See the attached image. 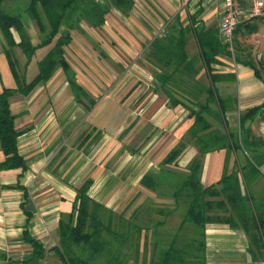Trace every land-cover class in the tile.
<instances>
[{
	"label": "crops",
	"instance_id": "crops-1",
	"mask_svg": "<svg viewBox=\"0 0 264 264\" xmlns=\"http://www.w3.org/2000/svg\"><path fill=\"white\" fill-rule=\"evenodd\" d=\"M240 3L245 6L244 0ZM221 5L222 0H132L127 11L111 6L100 25L86 19L62 23L60 28L67 29L69 41L61 49L56 37L42 43L33 19L26 24L22 21L26 44H20L14 28L10 37L0 29V91L5 87L21 90L12 93L9 105L14 125L21 131L17 147L24 161V168L0 169V264H41L42 257L34 254L26 237L39 242L44 251L54 249L60 239L58 221L67 219L76 191L87 179L91 180L87 194L99 205L98 217L101 221L105 216L107 225H114L119 217L133 219L137 225L143 205H168L165 216L159 218L163 220L156 223H165V227L170 222L171 226L179 209H173L174 198L158 195L141 178L150 173L156 182L172 186V173L187 172L198 151L193 141L187 142L177 165L162 164L186 140L193 120L185 106L171 105L160 89L157 74L171 73L172 66H162L149 54L156 39L186 29L184 49L188 57H195V77L206 84L210 70L229 75L214 83L220 96L230 98L227 126L240 129L239 113L258 107L244 129L264 140V79L248 64L262 61L256 46L264 42V32L260 37L256 30L263 29L264 11L240 20L234 36L239 60L218 55V61L206 67L198 57L194 32L213 30L221 40ZM50 55L54 64L44 73L41 64ZM42 72L43 79H37ZM27 85H31L28 90ZM4 157L0 148V161ZM240 162L245 164L242 156L227 149L205 153L201 183H216L224 172L241 168ZM261 179V174L249 176L248 188L254 203L264 205ZM182 217L164 242V250ZM261 234L259 246L264 252V230ZM203 240L205 264L253 263L250 241L242 228L206 223ZM148 244L157 257L156 244ZM122 246L115 242L114 248L102 251L118 253ZM145 247L138 242L133 258L125 263L142 262ZM255 264H264V259Z\"/></svg>",
	"mask_w": 264,
	"mask_h": 264
},
{
	"label": "trees",
	"instance_id": "trees-1",
	"mask_svg": "<svg viewBox=\"0 0 264 264\" xmlns=\"http://www.w3.org/2000/svg\"><path fill=\"white\" fill-rule=\"evenodd\" d=\"M3 1L0 0V6ZM111 6L127 11L132 6V0H103L102 3L96 0H30L26 10L42 34V43L56 37V45L61 49V46L69 41L67 29L60 28L62 23L72 19H86L95 25H100ZM11 28L19 33L20 44H26L27 36L20 15L6 13L0 9V29L5 37H10ZM186 32V29H180L176 35L156 39L149 53L162 66L167 68L172 66L171 73L157 74L158 84L169 103L185 106L188 116L193 120L187 131L188 140L181 141L173 148L163 159L162 164L176 163L189 141H193L198 151L189 163L183 180L172 194L173 198L179 201L177 198L180 193L186 192V209L180 227L167 243V248L159 252L157 257L154 254L155 258L151 264H205L204 227L206 223L211 222L242 228L249 238V251L253 257L252 264H255L256 260L264 259V252L259 246L262 242L261 233L264 230V205L254 203L248 188V179L249 176L253 178L260 174V161H264V140L250 135V132L244 129V124L255 115L258 107L239 113V149L245 154V164L239 169L224 172L216 183L204 186L199 175L203 155L215 149L229 151V147L236 148L225 120V111L230 98L220 96L214 87L216 81L226 79L229 75L212 73L210 70L206 84L196 78L194 74L198 70L194 67L195 57H188L184 49L187 42ZM194 35L198 44V57L206 67H209L210 63L217 62L218 55L232 57L230 50L217 38L213 30L195 31ZM236 52L234 43L235 62L239 60ZM53 64L50 55L41 64L44 73H47ZM248 64H251L258 77L264 79L261 60L258 63L248 61ZM43 77L42 72L37 79ZM30 87L31 85H27L26 89ZM16 90L21 91L9 87L0 91V148L5 156L0 161V169L24 168V161L17 147V138L21 131L14 125V115L9 105V97ZM192 105H197L198 108H193ZM205 114L215 116L221 127H214L206 119ZM258 148H263V151L258 152ZM228 158L229 156L226 161ZM90 182L91 180L87 179L78 187L67 219L60 218L58 221L60 239L54 249L55 254L64 264H93L72 254L68 248L69 243L91 246L93 254L97 253L101 245L97 237L102 224L97 217V211L89 209L90 204L95 208L99 207L87 194ZM154 182L156 180L150 173L144 174L141 178V183L152 189ZM26 239L34 248V254L43 257L44 249L41 244L29 237ZM255 246L257 250H254ZM118 257L117 254H112L104 263L98 264H125ZM135 264L146 263L136 261Z\"/></svg>",
	"mask_w": 264,
	"mask_h": 264
},
{
	"label": "rangeland",
	"instance_id": "rangeland-1",
	"mask_svg": "<svg viewBox=\"0 0 264 264\" xmlns=\"http://www.w3.org/2000/svg\"><path fill=\"white\" fill-rule=\"evenodd\" d=\"M30 0H4L0 6V9L6 13H10V14H18L20 15L22 21L24 24L30 22H34L28 15V12L26 10L27 5L29 3ZM260 21H258L259 23ZM262 23L264 24V20L262 21ZM258 32V33H257ZM264 32V25H263V29L262 30H256V33L258 34V36L262 37L261 34ZM241 35L242 33H238L237 35V39H241ZM256 50L259 52V56L262 55V63H263V68H262V73L264 74V42L262 41L261 43L257 44L256 46ZM2 77L3 80L6 78V75L2 72ZM235 102V99H233ZM213 106V105H212ZM193 108H198L197 105H192ZM213 108H215L213 106ZM206 119L213 125L217 124L218 122L215 119V116L213 115H208L205 114ZM219 124V123H218ZM220 125V124H219ZM224 128V127H223ZM229 132L232 135V140L234 142V144H236V148L233 149L232 147H229V152H233L238 155V158L240 156H242V158L245 161V154L244 152L239 149V133H240V129L237 127L235 129H232L230 127H228ZM186 140H188L186 138ZM191 141H189L188 143H190ZM233 155V154H232ZM261 165L260 167L263 166L264 168V161H260ZM178 162L176 161V163L171 164V165H177ZM241 164V162H240ZM239 164V165H240ZM170 165V164H169ZM243 164H241L242 166ZM261 168V176L262 179L260 181V183L262 184L261 190L264 193V169ZM186 172L180 173L179 171H174L172 173V186H168L167 184L164 183H160V182H154V188L155 191H157L158 195L165 197V196H171L173 197V193L176 191L177 186L179 185V183H181V181L183 180V175H185ZM259 174V175H260ZM176 184V187H175ZM164 185H166L167 187L164 188ZM179 199V201H176L175 198V203H173V209L175 210L176 208L179 207L178 211L173 214V219H172V224L171 226L169 225L170 222L164 227L163 224H160V222L158 221L156 223L157 220H163V219H159L163 216H165V210L167 209L166 207H169L168 205H164V206H158L157 207H152L150 205H143L142 209L140 210V216H141V222L140 224L139 221L138 223L136 222V224L138 225H134L132 220L133 219H129L127 220V218H116L115 219V223L114 225H107L109 223H107L106 217L104 216L102 218V220L100 221V223L102 224V226L99 228L100 234L97 237V239L100 242V247L97 250V254L93 255L92 253V247L91 246H86L83 243L80 244H75V243H69V249L71 251L72 254H74L77 257L83 258L85 260H88L89 262L93 263V264H98V263H104L109 256H111L112 254L115 255L117 254V256H119L118 258L121 260L122 263H124L126 260L128 259H132L134 256V250L138 245V242L141 243L142 241V246L146 244L145 247V252L142 253V261L145 262L146 264H151V261L154 257L153 252L149 251V244L148 241L150 242L151 246H153L154 244H156V247H158V252H161L162 250H164V242L169 240L168 239V235L173 232L174 229V225L177 224V222H179V219L181 216H183L185 209H186V205H185V200H186V192L183 191L180 193V196L177 198ZM257 201H255L256 203ZM257 204V203H256ZM91 208H93V210L97 211V217H98V208H95L92 204L89 205V209L91 210ZM161 211V212H160ZM98 219L100 220V218L98 217ZM140 226V227H139ZM154 230V231H153ZM152 231L155 232L157 234L156 239L153 237L152 235ZM152 235V236H151ZM115 242H121L122 243V248H121V252H114L110 254H106V252H103L102 249H112L113 245L115 244ZM101 248V249H100ZM114 248V247H113ZM151 250V248H150ZM151 257V259H150ZM40 263L41 264H64L59 257L55 254V249H49L44 251V255L43 257L40 259ZM132 263V262H131ZM130 263V264H131ZM125 264H129V262L125 263Z\"/></svg>",
	"mask_w": 264,
	"mask_h": 264
},
{
	"label": "built area",
	"instance_id": "built-area-1",
	"mask_svg": "<svg viewBox=\"0 0 264 264\" xmlns=\"http://www.w3.org/2000/svg\"><path fill=\"white\" fill-rule=\"evenodd\" d=\"M242 6L240 0H222L221 17L218 30L221 41L230 50L234 60V34L237 25L243 18L245 20L258 17L264 11V0H244Z\"/></svg>",
	"mask_w": 264,
	"mask_h": 264
}]
</instances>
